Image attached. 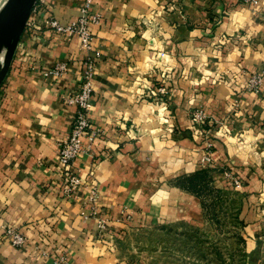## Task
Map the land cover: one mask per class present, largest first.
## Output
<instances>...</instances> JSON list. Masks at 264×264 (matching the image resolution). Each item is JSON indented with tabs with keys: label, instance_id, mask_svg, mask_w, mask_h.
<instances>
[{
	"label": "crops",
	"instance_id": "obj_1",
	"mask_svg": "<svg viewBox=\"0 0 264 264\" xmlns=\"http://www.w3.org/2000/svg\"><path fill=\"white\" fill-rule=\"evenodd\" d=\"M171 1L93 0L89 16L99 20L89 28L101 56L91 118L105 133L73 162L82 183L72 196L63 194L57 152L77 112L64 96L79 90L89 53L77 34L46 22L77 21L85 0L33 8L0 86V264H133L119 249L129 224L201 216V197L178 184L202 167L207 138L192 124L194 106L223 122L210 131L213 155L243 179L244 210L264 198V82L247 87L264 70V0H178L183 15ZM150 19L163 20L159 34L146 32ZM63 60L69 70L55 75ZM10 225L26 235L23 245L5 236Z\"/></svg>",
	"mask_w": 264,
	"mask_h": 264
},
{
	"label": "rangeland",
	"instance_id": "obj_2",
	"mask_svg": "<svg viewBox=\"0 0 264 264\" xmlns=\"http://www.w3.org/2000/svg\"><path fill=\"white\" fill-rule=\"evenodd\" d=\"M1 49L2 60L7 47ZM201 164L209 169L208 209L203 208V214L191 220L129 224L119 248L129 263L264 264V198L252 201L256 203L252 212L250 207L244 210L247 191L242 189L243 179L233 171L234 164L216 163L214 155L209 161L201 158ZM234 178L242 180L240 187Z\"/></svg>",
	"mask_w": 264,
	"mask_h": 264
},
{
	"label": "built area",
	"instance_id": "obj_3",
	"mask_svg": "<svg viewBox=\"0 0 264 264\" xmlns=\"http://www.w3.org/2000/svg\"><path fill=\"white\" fill-rule=\"evenodd\" d=\"M245 2L255 4L257 0H244ZM93 0H85V4L81 9V15L77 21L71 22L67 25H63L55 17H50L47 20V25L60 34L75 33L78 35L80 40V47L86 51V56L83 69L81 72V84L80 88L76 93L68 94L64 96L65 101L70 105L77 107L76 117L72 125L69 136L62 140L59 144L57 152V161L61 166L63 176V194L65 196H72L77 189L81 186L82 179L73 167V162L81 154V152L90 151L97 139L104 135L105 131L102 127L94 124L91 118V112L93 108V93H94V77L96 74V65L100 59V53L94 49V36L90 31V23L98 22L99 17H93L90 19L89 9ZM46 3V0H37L34 6H40ZM170 11L183 15V9L178 4V0H172L169 2ZM185 17V16H184ZM162 22L160 19H150L145 24L146 32H152V34H159L162 30ZM177 23H172L171 28L175 29ZM92 53V54H90ZM69 70V63L67 61H59L53 68L55 75H62ZM162 79L169 80L170 72L163 71L161 73ZM264 82V70L259 73L251 75L247 87L253 91H259ZM155 90V89H154ZM151 91L150 96L158 93H165L166 88L161 86L157 88V91ZM156 105L162 106L163 111L167 112L166 101H154ZM191 121L194 126H197L200 131L207 138L205 141V153L202 157V161L211 160L213 157V141L210 139V131L215 127H223V122H217L211 118L205 110L197 106L191 109ZM207 134L209 136H207ZM92 174V172H90ZM234 184L237 187L242 185V180L234 178ZM88 187V200L94 202L99 193L100 185L96 182L90 181L86 185ZM98 225L100 227L105 226L103 220H99ZM5 236L10 242L16 246H21L26 242V235L15 228L14 226H7L5 228ZM62 259L65 256L61 257Z\"/></svg>",
	"mask_w": 264,
	"mask_h": 264
},
{
	"label": "water",
	"instance_id": "obj_4",
	"mask_svg": "<svg viewBox=\"0 0 264 264\" xmlns=\"http://www.w3.org/2000/svg\"><path fill=\"white\" fill-rule=\"evenodd\" d=\"M36 1L37 0H6L0 7V34L9 26L15 24L13 34L6 39L4 47H7V50L2 62H0V86L9 71L15 51ZM1 50L2 49H0V51Z\"/></svg>",
	"mask_w": 264,
	"mask_h": 264
},
{
	"label": "trees",
	"instance_id": "obj_5",
	"mask_svg": "<svg viewBox=\"0 0 264 264\" xmlns=\"http://www.w3.org/2000/svg\"><path fill=\"white\" fill-rule=\"evenodd\" d=\"M209 169L206 167H201L197 169L196 171L182 177L179 179L178 184L184 187L185 189L195 193L199 197H201L203 208L206 211L208 209L207 203H208V196L211 192L209 191L208 186V174ZM217 189H213L211 191H215ZM208 193V194H207ZM242 222H244L243 219H241Z\"/></svg>",
	"mask_w": 264,
	"mask_h": 264
},
{
	"label": "bare ground",
	"instance_id": "obj_6",
	"mask_svg": "<svg viewBox=\"0 0 264 264\" xmlns=\"http://www.w3.org/2000/svg\"><path fill=\"white\" fill-rule=\"evenodd\" d=\"M14 30L15 24H12L8 28H6V30L2 34H0V49L5 46L6 39L13 34Z\"/></svg>",
	"mask_w": 264,
	"mask_h": 264
}]
</instances>
